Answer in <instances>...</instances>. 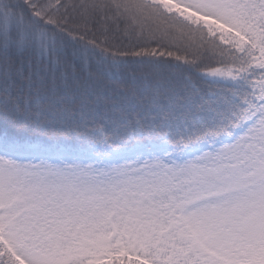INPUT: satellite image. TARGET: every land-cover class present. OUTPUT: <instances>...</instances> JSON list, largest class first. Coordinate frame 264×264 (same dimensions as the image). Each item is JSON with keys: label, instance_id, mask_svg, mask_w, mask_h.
Instances as JSON below:
<instances>
[{"label": "snow or ice", "instance_id": "6c2138e0", "mask_svg": "<svg viewBox=\"0 0 264 264\" xmlns=\"http://www.w3.org/2000/svg\"><path fill=\"white\" fill-rule=\"evenodd\" d=\"M0 264H264V0H0Z\"/></svg>", "mask_w": 264, "mask_h": 264}]
</instances>
